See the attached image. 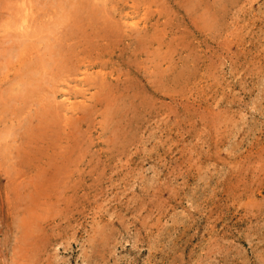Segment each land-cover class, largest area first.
<instances>
[{
  "label": "rangeland",
  "instance_id": "1",
  "mask_svg": "<svg viewBox=\"0 0 264 264\" xmlns=\"http://www.w3.org/2000/svg\"><path fill=\"white\" fill-rule=\"evenodd\" d=\"M0 264H264V0H0Z\"/></svg>",
  "mask_w": 264,
  "mask_h": 264
},
{
  "label": "bare ground",
  "instance_id": "2",
  "mask_svg": "<svg viewBox=\"0 0 264 264\" xmlns=\"http://www.w3.org/2000/svg\"><path fill=\"white\" fill-rule=\"evenodd\" d=\"M87 3V2H86ZM78 15V14H77ZM115 30V29H114ZM72 31H73V29H72ZM80 31V30H79ZM66 36H67V34H66ZM61 44V43H60ZM62 46V45H61ZM64 51V50H63ZM89 57V56H88ZM66 58V57H65ZM64 58V59H65ZM93 59V58H92ZM71 62V61H70ZM44 63V62H43ZM94 64V63H93ZM46 65V64H45ZM81 69V68H80ZM83 69V68H82ZM30 84V83H29ZM40 89V88H39ZM113 89V88H112ZM32 90H34V89H32ZM88 91V90H87ZM50 104V103H49ZM53 179V178H52Z\"/></svg>",
  "mask_w": 264,
  "mask_h": 264
}]
</instances>
